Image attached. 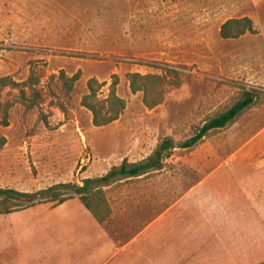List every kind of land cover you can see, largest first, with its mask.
<instances>
[{
	"label": "rangeland",
	"instance_id": "374dc122",
	"mask_svg": "<svg viewBox=\"0 0 264 264\" xmlns=\"http://www.w3.org/2000/svg\"><path fill=\"white\" fill-rule=\"evenodd\" d=\"M243 19L252 21L254 33L222 38L227 22ZM130 74L165 76L162 105L148 109L144 94L132 93ZM32 75L39 82L35 94L25 87L0 90V189L35 194L61 184L83 187L125 161L144 162L169 140L175 149L165 171L103 189L111 212L106 225L118 244L151 225L132 249L136 254L122 258L264 264L263 223L229 165L264 130V0H0V80L24 84ZM114 76L126 110L118 122L95 128L81 104L88 83L104 84L105 100ZM254 91L261 102L233 127L194 149H178ZM42 207L0 217V264L57 258L66 241L53 225L70 211Z\"/></svg>",
	"mask_w": 264,
	"mask_h": 264
},
{
	"label": "trees",
	"instance_id": "16d2710c",
	"mask_svg": "<svg viewBox=\"0 0 264 264\" xmlns=\"http://www.w3.org/2000/svg\"><path fill=\"white\" fill-rule=\"evenodd\" d=\"M254 31L253 23L249 19L231 20L222 27L221 36L225 40H236L246 35V33H254ZM170 74L173 75L175 81L181 80L180 74L177 72H170ZM79 75L71 80L72 84L79 80ZM127 80L132 93L144 94V104L148 109L153 110L162 105L165 82L167 81L165 76L130 74L127 76ZM38 83V80L33 75L24 84H17L8 78H4L0 80V90L7 87H25L30 88L32 93L35 94L36 92L33 88ZM104 86L97 80H90L88 83L89 94L83 98L81 103L92 114L95 128H105L118 122L126 110V102L117 94L119 86L118 76L113 77L109 97L101 100L100 92ZM175 86L178 85L175 83ZM261 99L262 94L258 91L246 92L239 102L216 118L206 122L193 138L179 146L178 149H194L214 133L233 127L247 111L256 107L261 102ZM1 113L2 106L0 104V117ZM4 115L6 119L8 115L7 109L4 110ZM173 149L175 148L172 142L166 140L144 162L129 164L125 161L120 168L114 169L108 176L99 180H87L83 187L61 184L35 194L20 193L11 189H0V217L22 213L42 205L52 204L53 207H59L69 201L78 199L100 224H104L109 219L111 212L103 189L123 180L160 174V172L165 171L164 162L171 158V153L169 152ZM96 183H103L104 185L91 189V186Z\"/></svg>",
	"mask_w": 264,
	"mask_h": 264
},
{
	"label": "crops",
	"instance_id": "0c3cea01",
	"mask_svg": "<svg viewBox=\"0 0 264 264\" xmlns=\"http://www.w3.org/2000/svg\"><path fill=\"white\" fill-rule=\"evenodd\" d=\"M229 165L231 179L235 181L251 208L254 209L258 220L261 224L263 223L264 230V130L233 154ZM76 205L78 208H75ZM42 206L30 210L44 209ZM64 209L70 211L68 216L53 225L59 232L61 243L66 241L63 246L58 247L57 258H48L45 261L43 258H18L19 264L137 263V258H122L125 257L123 253L128 252L129 257L135 255L138 250L132 249H136L142 233L150 229L151 225L145 227L142 233L131 237L128 244L121 246L109 233L107 222L100 224L80 200L75 199L59 207H53V211L49 212Z\"/></svg>",
	"mask_w": 264,
	"mask_h": 264
}]
</instances>
